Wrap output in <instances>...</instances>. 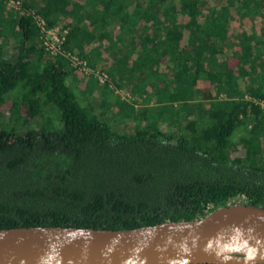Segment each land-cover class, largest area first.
<instances>
[{
	"label": "trees",
	"instance_id": "obj_1",
	"mask_svg": "<svg viewBox=\"0 0 264 264\" xmlns=\"http://www.w3.org/2000/svg\"><path fill=\"white\" fill-rule=\"evenodd\" d=\"M34 14L142 105L49 54ZM1 17L0 228H130L264 204V0H0ZM49 112L58 129L31 124Z\"/></svg>",
	"mask_w": 264,
	"mask_h": 264
},
{
	"label": "water",
	"instance_id": "obj_2",
	"mask_svg": "<svg viewBox=\"0 0 264 264\" xmlns=\"http://www.w3.org/2000/svg\"><path fill=\"white\" fill-rule=\"evenodd\" d=\"M264 264V204L130 228H0V264Z\"/></svg>",
	"mask_w": 264,
	"mask_h": 264
},
{
	"label": "built area",
	"instance_id": "obj_3",
	"mask_svg": "<svg viewBox=\"0 0 264 264\" xmlns=\"http://www.w3.org/2000/svg\"><path fill=\"white\" fill-rule=\"evenodd\" d=\"M4 4L11 8H18L19 0H2ZM34 21L39 30V37L43 48L52 55L62 54L66 57L69 65L79 70L81 73L91 75L96 79L98 84L107 82L112 86V82L108 73L99 67H91L87 64L84 58L79 57L72 51L63 49L62 43L64 40L65 29L57 26H47L45 20L37 14L33 15Z\"/></svg>",
	"mask_w": 264,
	"mask_h": 264
},
{
	"label": "rangeland",
	"instance_id": "obj_4",
	"mask_svg": "<svg viewBox=\"0 0 264 264\" xmlns=\"http://www.w3.org/2000/svg\"><path fill=\"white\" fill-rule=\"evenodd\" d=\"M239 17L237 16V17H233V19H232V24H233V30L235 31V32H237V30H238V27L239 26H241V27H243L244 26V24H242V23H240V19H238ZM238 26V27H237ZM113 87H116L114 84H113ZM127 87L128 86H126V85H124V87H116L115 88V90H114V88H113V91L114 92H116L120 97H122L123 99H126V100H128V101H134V104L136 103V101H135V99L133 98V96L129 93V91H128V89H127ZM129 88V87H128ZM96 92H97V90H96ZM115 93V94H116ZM97 94V93H96ZM96 95H94L93 97H95ZM83 101H84V99H83V96L82 97H80ZM137 106H139V105H137ZM136 106V107H137ZM140 107V106H139ZM1 112V111H0ZM58 112V111H57ZM57 112H53V116H51V114H50V112L49 113H46L45 115H43V119L41 118V117H39V116H37V117H35L32 121H31V124L33 125V126H37V124H39V122H40V124H43V125H45L46 127L48 126V127H50V128H55V129H58L59 127H60V120L57 118ZM113 112V111H112ZM112 112L108 115V117L109 118H111V116H114V118H116L115 120H117L118 119V115H113L112 114ZM2 113V112H1ZM55 113V114H54ZM46 117H48L49 119H50V122L49 123H46ZM2 119V120H1ZM42 119V120H41ZM152 119V118H151ZM0 120L2 121V122H4L5 124L6 123H9V122H7L6 121V119H5V116H4V113H3V116H1V114H0ZM110 120H113V119H110ZM124 120V119H123ZM42 121V122H41ZM120 121H122V120H117V123H119ZM125 121V120H124ZM143 122V119H141V122L140 123H142ZM121 123V122H120ZM118 124V128H123L124 126H127L126 127V129H131V127H132V124H134V122L132 121V122H128V123H126L125 125H123V124ZM109 124H113V122H110ZM10 125H5V127H9Z\"/></svg>",
	"mask_w": 264,
	"mask_h": 264
},
{
	"label": "crops",
	"instance_id": "obj_5",
	"mask_svg": "<svg viewBox=\"0 0 264 264\" xmlns=\"http://www.w3.org/2000/svg\"><path fill=\"white\" fill-rule=\"evenodd\" d=\"M6 20V17H1V19H0V24L1 23H3L4 21ZM62 22V21H61ZM115 25L114 24H110V25H107L105 28H103V31H105L106 32V34H108V35H110V34H112L111 32H113V30L115 29V27H114ZM114 37V36H113ZM105 40V39H104ZM104 42H107V40H105ZM85 45V44H84ZM85 47H87V45H85ZM13 52H14V50H13ZM105 56L108 58V55H106L105 54ZM75 77H74V75H73V72H72V74L70 73L69 75H68V80H73L74 81V83H77V81L74 79ZM81 82V81H83V79H82V77H78V82ZM131 81V80H130ZM126 86H128L129 87V83H127L126 84ZM127 87V89H128V91H129V88ZM129 93L131 94V92L129 91ZM132 95V94H131ZM133 96V95H132ZM135 106H137V105H142V104H139V103H135L134 104Z\"/></svg>",
	"mask_w": 264,
	"mask_h": 264
}]
</instances>
